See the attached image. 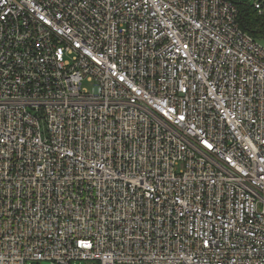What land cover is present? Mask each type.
<instances>
[{
	"label": "built area",
	"instance_id": "1",
	"mask_svg": "<svg viewBox=\"0 0 264 264\" xmlns=\"http://www.w3.org/2000/svg\"><path fill=\"white\" fill-rule=\"evenodd\" d=\"M44 260L264 264V41L232 1L0 0V264Z\"/></svg>",
	"mask_w": 264,
	"mask_h": 264
},
{
	"label": "trees",
	"instance_id": "2",
	"mask_svg": "<svg viewBox=\"0 0 264 264\" xmlns=\"http://www.w3.org/2000/svg\"><path fill=\"white\" fill-rule=\"evenodd\" d=\"M239 9L241 27L255 39L264 41V13L260 14L254 4L248 1L230 0Z\"/></svg>",
	"mask_w": 264,
	"mask_h": 264
},
{
	"label": "rangeland",
	"instance_id": "3",
	"mask_svg": "<svg viewBox=\"0 0 264 264\" xmlns=\"http://www.w3.org/2000/svg\"><path fill=\"white\" fill-rule=\"evenodd\" d=\"M239 1H244V2H249L250 4H254L255 1L257 0H239ZM28 264H55V263H52L51 261H47V260H44V261H40V262H29ZM75 264H95L93 263L92 261H86V260H83V261H77Z\"/></svg>",
	"mask_w": 264,
	"mask_h": 264
}]
</instances>
